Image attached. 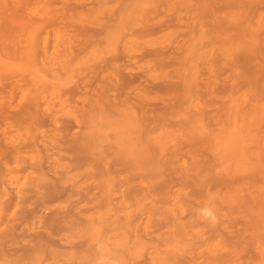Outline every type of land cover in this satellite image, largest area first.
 I'll list each match as a JSON object with an SVG mask.
<instances>
[{"label":"rangeland","instance_id":"374dc122","mask_svg":"<svg viewBox=\"0 0 264 264\" xmlns=\"http://www.w3.org/2000/svg\"><path fill=\"white\" fill-rule=\"evenodd\" d=\"M158 1L0 0V264H264V0Z\"/></svg>","mask_w":264,"mask_h":264},{"label":"bare ground","instance_id":"6f19581e","mask_svg":"<svg viewBox=\"0 0 264 264\" xmlns=\"http://www.w3.org/2000/svg\"><path fill=\"white\" fill-rule=\"evenodd\" d=\"M235 1H238V0H235ZM155 2H156V1H155ZM157 2H159V1L157 0ZM183 2H184V1H182V3H183ZM227 2H228V0H227ZM227 2H226V5L228 4ZM161 3H162V0H161ZM196 3H197V1L195 2V4H196ZM231 3H232V2H231ZM231 3H230V4H231ZM233 3H234V2H233ZM236 3H237V4H240V2H236ZM154 4H155V3H154ZM181 5H183V4H181ZM198 5H199V4H198ZM233 5H234V4H233ZM235 5H236V4H235ZM190 6H191V5H190ZM223 6H224V5H223ZM230 6H231V5H230ZM236 6H238V5H236ZM177 7H178V6H176V8H177ZM183 7H184V5H183ZM192 7H193V6H192ZM190 8H191V7H190ZM190 8H188V9L191 10ZM224 8H225V7H224ZM188 9H187V10H188ZM192 9H195V8H192ZM185 10H186V9H185ZM189 10H188V11H189ZM189 12H190V11H189ZM173 14H174V13H173ZM204 15H205V14H204ZM209 15H210V14H209ZM173 16H174V15H173ZM219 16H220V15H219ZM17 17H18V16H17ZM203 17H204V16H203ZM208 17H209V16H208ZM15 18H16V17H15ZM149 18H150V17H149ZM166 18H167V17H166ZM219 20H220V19H219ZM163 23H164V21H163ZM164 24H166V23H164ZM154 25H155V24H154ZM171 25H172V24H171ZM188 31H189V30H188ZM148 32H149V30H148ZM155 48H156V47H155ZM171 48H173V47H171ZM171 48H170V49H171ZM168 49H169V47H168ZM150 50H151V49H150ZM152 50H153V49H152ZM156 50H157V48L155 49V51H156ZM159 50H160V48L158 49V53H159ZM161 51H162V50H161ZM164 51H166V50H164ZM164 51H163V52H164ZM161 53H162V52H161ZM142 54H143V51H142ZM162 54H164V53H162ZM153 55H154V54H153ZM157 57L159 58V56H157ZM160 58H162V56H161ZM167 58H168V57H167ZM172 58H173V57H172ZM169 59L172 60L171 58H169ZM174 59H175V57H174ZM160 61H161V60H160ZM162 61H163V62H162L161 64H163L166 60L164 61V58H163ZM98 65H99V64H98ZM97 67H98V66H97ZM94 68H95V66H94ZM121 69H122V68H121ZM121 69H120V70H121ZM120 78H122V77H120ZM124 78H125V76H124ZM124 78H123V79H124ZM126 78H127V77H126ZM127 80H128V78H127ZM119 81H120V80H119ZM125 81H126V79L123 80V82H125ZM120 84H121V83H120ZM169 94H170V93H169ZM98 100H99V99H98ZM165 113H166V112H165ZM151 118H152V116H151ZM200 147H201V146H200ZM203 159H204V158H203ZM208 160H209V159H208ZM201 161H202V160H201ZM202 164H203V162H202ZM201 166H202V165H201ZM199 167H200V166H199ZM203 168H206V167H203ZM198 169H199V168H198ZM183 170H184V169H183ZM179 172H181V171L179 170ZM184 174H185V172H184ZM188 175H189V174H188ZM157 189H158V188H157Z\"/></svg>","mask_w":264,"mask_h":264}]
</instances>
